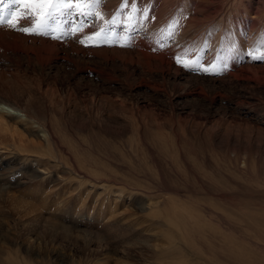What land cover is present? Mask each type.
<instances>
[{
	"label": "rangeland",
	"instance_id": "1",
	"mask_svg": "<svg viewBox=\"0 0 264 264\" xmlns=\"http://www.w3.org/2000/svg\"><path fill=\"white\" fill-rule=\"evenodd\" d=\"M49 10L0 25V94L62 153L0 150V264H222L198 245L227 235L264 264V0H86L38 29Z\"/></svg>",
	"mask_w": 264,
	"mask_h": 264
},
{
	"label": "bare ground",
	"instance_id": "2",
	"mask_svg": "<svg viewBox=\"0 0 264 264\" xmlns=\"http://www.w3.org/2000/svg\"><path fill=\"white\" fill-rule=\"evenodd\" d=\"M44 42H42L41 44L44 45ZM48 43L47 44L45 43V45H48ZM61 131L64 133L63 136H66V132L63 129H61ZM8 134L11 136L12 138L11 140L6 138V135ZM57 137H58V134L56 132V127L48 119L44 110L40 109L33 102H27L23 105V103L21 104V102L19 101V99H17V97H13L10 95L5 96L4 94H0V146H4V147H0V150L2 149L15 150L17 153L12 154L11 157H16L18 152L19 153L24 152L28 154L27 157L34 156L35 158H33V161L38 162L39 164L42 161H40V159H37V158H42V159L44 158V156H42V153L44 152L43 146H46L48 148V151L52 153V156L54 158H59V155L60 157H62L61 156L62 153H60L58 150L59 146L57 143ZM4 154H6L5 151H0V167H1L2 161L5 159ZM19 161L20 162L22 161L30 162V160L28 159H20ZM69 161H70V158L66 160L65 165L67 166V169H64V171L71 172V169H69L70 168ZM31 165H32V162L30 163L29 166ZM50 169L51 167H48V168L45 167L43 170L48 171L46 173L47 176L55 177L52 170ZM25 170H28L31 172V174H29L30 176L29 179H37L43 176L44 174L43 171L36 169L35 166L27 167L25 168ZM10 172H13L11 168H8L7 170H4V171L0 170V187L2 188L1 191L4 192V194L5 193L8 194V192H10L9 190H10L11 185H15V184H11V182L3 180L5 179V176H7ZM65 176H67V174ZM77 176H80V174H78ZM56 180H57L56 182L66 181L62 175L61 176L58 175L56 177ZM112 193L121 194L119 191L112 192ZM224 228H225L224 232H229L230 234H232L230 227H224ZM234 245H232L230 235H227L222 245L219 244V248L217 247V244L215 243H213L211 246L198 245V247L201 248L205 252L212 251L213 260H216L217 262L220 261L222 264H233L234 259L237 256L235 255V250L233 248ZM10 254H13V253H10ZM14 255L15 253L11 255V257ZM240 256L241 254L239 255V257H237L239 260L241 258ZM11 257H8V258H11ZM19 257L20 256L15 255L14 258L12 259L7 258V259L10 260L9 261L10 264H16V263L24 264L28 260V259L25 260L24 258L22 257L19 258ZM245 257H247V255H245ZM248 260L249 259H247V261ZM242 261L243 260L241 258V262Z\"/></svg>",
	"mask_w": 264,
	"mask_h": 264
},
{
	"label": "snow or ice",
	"instance_id": "3",
	"mask_svg": "<svg viewBox=\"0 0 264 264\" xmlns=\"http://www.w3.org/2000/svg\"><path fill=\"white\" fill-rule=\"evenodd\" d=\"M86 0H76L75 3H72L71 0H0V25H4L5 23L9 24L11 27H15V24H11V19L16 16V12L18 7L23 6L29 9V12L32 14L39 13L43 11L45 8H49L50 10L47 12L45 19L41 22L37 20L38 29L44 28L46 29L48 26V21L53 20L57 11L61 8L71 9L82 8L85 6ZM100 0H91L92 6L95 7L98 5ZM4 8H7V15L9 17L8 21L4 19ZM23 15H27L28 13H22ZM90 15V13H88ZM29 23L31 21H28ZM176 26V22L174 21L169 34H173L172 29ZM21 31H32L31 28H21ZM47 34V32H45ZM261 46L264 47V37L261 39ZM255 58V57H253Z\"/></svg>",
	"mask_w": 264,
	"mask_h": 264
}]
</instances>
